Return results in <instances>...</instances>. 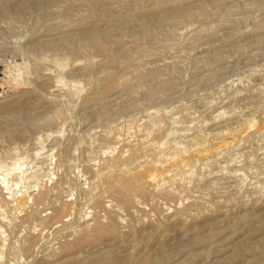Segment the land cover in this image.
Returning a JSON list of instances; mask_svg holds the SVG:
<instances>
[{
	"label": "rangeland",
	"instance_id": "374dc122",
	"mask_svg": "<svg viewBox=\"0 0 264 264\" xmlns=\"http://www.w3.org/2000/svg\"><path fill=\"white\" fill-rule=\"evenodd\" d=\"M6 174L0 264H264V0H0Z\"/></svg>",
	"mask_w": 264,
	"mask_h": 264
},
{
	"label": "bare ground",
	"instance_id": "6f19581e",
	"mask_svg": "<svg viewBox=\"0 0 264 264\" xmlns=\"http://www.w3.org/2000/svg\"><path fill=\"white\" fill-rule=\"evenodd\" d=\"M228 116H229V115H228ZM219 150H220V149H219ZM219 154H221V152H220ZM14 166H17V167L15 168L16 170H17V169H18V170H19V169L22 170V169L20 168V166L22 167V165H19V168H18V165H14ZM178 167H179L178 165L171 166L170 169H168V170L166 171V172H167V175L171 174L170 172H174V171L177 172L176 170L178 169ZM13 168H14V167H13ZM13 168H12V169H13ZM179 168H180V167H179ZM12 169H10V171H11ZM20 170H19V171H20ZM166 172H165V173H166ZM8 173L10 174L11 172H8ZM20 173H21V172H20ZM22 173H23V172H22ZM234 173H235V172H234ZM9 174H6V175H3V176L0 177L1 185H2V186L4 185V188H5L6 191H8L7 189H9V188L7 187V184H9V183H12V184H13V183H14V186L17 187L18 183H20V182H18L17 180H15V181H10V182H9L8 180H6L5 177L8 176ZM24 174H25V173H24ZM172 174H173V173H172ZM164 175H165V174H164ZM23 176H24V175H23ZM23 176H22V178H23ZM170 176H171V175H170ZM19 177H20V176H19ZM155 177H156L155 175H152V176L149 177V179H151V181H152V180H156ZM19 180H21V178H20ZM24 180H25V179H24ZM158 180H159V179H158ZM158 180H157V181H158ZM153 182H154V181H153ZM159 182H160V181H159ZM156 184H157V183H156ZM159 184H160V183H159ZM11 186H12V185H11ZM15 187H14V188H15ZM28 189H29V186H28ZM26 190H27V189H26ZM19 191H20V190H19ZM9 193H10V191H9ZM11 193H12V192H11ZM12 194H13V193H12ZM10 195H11V194H10ZM24 195H25V194H24ZM39 196H40V195H39ZM13 197H14V196H13ZM42 197L44 198L43 195H42ZM42 197H41V199H40V197H38V198H39L40 200H43ZM38 198H37V199H38ZM32 199H33V198H32L31 196H25V197L23 198V202L21 203V205H20L18 208H19V209H22L21 207H24L26 204L30 203V201H32ZM39 199H38V200H39ZM44 199H45V198H44ZM18 208H17V209H18ZM5 218H6V217H5ZM0 219H1V218H0ZM1 247H2V246H1ZM0 249H2V248H0ZM1 251H2V250H1ZM0 258H1V257H0Z\"/></svg>",
	"mask_w": 264,
	"mask_h": 264
}]
</instances>
